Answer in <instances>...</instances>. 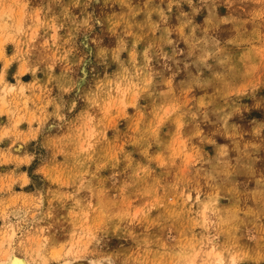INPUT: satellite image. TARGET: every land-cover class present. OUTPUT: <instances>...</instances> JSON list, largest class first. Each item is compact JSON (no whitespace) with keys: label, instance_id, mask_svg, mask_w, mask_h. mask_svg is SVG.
I'll return each instance as SVG.
<instances>
[{"label":"rangeland","instance_id":"obj_1","mask_svg":"<svg viewBox=\"0 0 264 264\" xmlns=\"http://www.w3.org/2000/svg\"><path fill=\"white\" fill-rule=\"evenodd\" d=\"M262 101L264 0H0V262L262 264Z\"/></svg>","mask_w":264,"mask_h":264},{"label":"snow or ice","instance_id":"obj_2","mask_svg":"<svg viewBox=\"0 0 264 264\" xmlns=\"http://www.w3.org/2000/svg\"><path fill=\"white\" fill-rule=\"evenodd\" d=\"M42 2V0H34V3H37V4H39V3H41ZM102 35H105V37H107V33H102ZM98 39H99V37H97ZM221 65H223L224 64V61H220L219 62ZM224 75H227V72L224 70V69H216L215 70V75L213 76V79L212 80H210V81H202L200 84H196L195 83V81H193L192 82V87H203L204 86V84H211V83H213V81H219L220 79H222V77L224 76ZM182 85H178V87H181ZM262 103H264V101H262ZM262 130H264V128H262ZM160 135L161 136H163L164 134H163V131H161V133H160ZM166 138V137H165ZM153 143H155V141H153ZM262 264H264V261H262Z\"/></svg>","mask_w":264,"mask_h":264},{"label":"bare ground","instance_id":"obj_3","mask_svg":"<svg viewBox=\"0 0 264 264\" xmlns=\"http://www.w3.org/2000/svg\"><path fill=\"white\" fill-rule=\"evenodd\" d=\"M218 261L220 264H223L219 258H218ZM0 264H30V263L24 258H21L19 256L11 254L9 256L8 260H6L4 262H0ZM64 264H86V262H85V260H83V261L82 260H75L73 262L64 263ZM87 264H90V263H87Z\"/></svg>","mask_w":264,"mask_h":264}]
</instances>
